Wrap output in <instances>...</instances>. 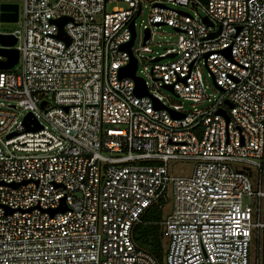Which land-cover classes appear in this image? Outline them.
Returning a JSON list of instances; mask_svg holds the SVG:
<instances>
[{
	"label": "built area",
	"instance_id": "obj_1",
	"mask_svg": "<svg viewBox=\"0 0 264 264\" xmlns=\"http://www.w3.org/2000/svg\"><path fill=\"white\" fill-rule=\"evenodd\" d=\"M142 6L21 0L0 32L18 53L0 69V264H158L131 228L161 199L163 264H264V0L152 1L147 39L161 24L183 36L146 57L153 87L139 77L137 96L119 70L137 63L123 46ZM202 66L220 93L210 106L157 92L202 102ZM170 160L192 166L171 175Z\"/></svg>",
	"mask_w": 264,
	"mask_h": 264
},
{
	"label": "rangeland",
	"instance_id": "obj_2",
	"mask_svg": "<svg viewBox=\"0 0 264 264\" xmlns=\"http://www.w3.org/2000/svg\"><path fill=\"white\" fill-rule=\"evenodd\" d=\"M1 2L6 3H15L21 5V0H0ZM152 1H162L166 0H142L143 6L141 13L134 20V31L135 37L133 41L132 50L137 58V69L135 75L141 77L148 83V87H153L151 80L149 79V69L150 61L146 57L158 56L160 53L164 52L166 49L177 48V45L182 38L183 34L175 31L172 27L161 24L150 26L151 37L143 42L144 30L147 26L148 18V9ZM181 10L193 14L195 12L192 8L182 7ZM198 13L203 15L201 7H198ZM16 28V24L9 21H0V32L12 31ZM146 47L148 51H143V48ZM165 60H170L168 58L161 59L160 62ZM201 76L203 78V83L205 85V95L206 98L199 103H194L188 100H184L180 97H177L171 90L165 88H159L157 92L163 96L166 103L181 104L184 110H193V109H204L205 107L210 106L215 99L220 96L219 91L215 88L211 76L208 74L205 66L201 68ZM6 104V102H5ZM15 113L17 114V120H21L25 115V111L22 110L19 106L16 107ZM192 166L191 161L185 160H170L168 162V171L171 175H186L189 172V169ZM171 209V199L164 205L163 214H166ZM166 243V240H165Z\"/></svg>",
	"mask_w": 264,
	"mask_h": 264
},
{
	"label": "water",
	"instance_id": "obj_3",
	"mask_svg": "<svg viewBox=\"0 0 264 264\" xmlns=\"http://www.w3.org/2000/svg\"><path fill=\"white\" fill-rule=\"evenodd\" d=\"M17 19V5L16 4H11V3H1L0 4V21H9V22H14ZM203 22L208 25L211 26V23L206 19L203 18ZM63 23V19L58 21V25H59V33H58V37L61 39H64L66 42L68 41V39L64 36V33L61 29ZM130 28H131V39L123 46V49L126 51H130V47L133 43V39L135 36V31H134V26H133V21L130 23ZM218 30L216 32H212L209 34V37L212 38L214 36H216L218 34ZM145 36L143 39V42L148 38L149 36V30L145 28L144 30ZM15 40L12 36H8V35H1L0 34V44L3 46H12L14 44ZM0 54L2 56H4L6 58L5 61H0V69H9L12 67L13 64H15L17 62V58H18V53L15 49H11V48H7V49H0ZM172 55H167V57H171ZM207 57V55H205V58ZM158 59H162V57H157L155 60ZM136 59L134 57H131L129 63L122 67L119 70V77H131L134 79L135 81V94L137 96H143V95H147V91L146 88L144 86L143 80L139 77H136L134 75L135 70H136ZM167 89L171 90V86H166ZM226 104L228 106H231L227 101ZM43 105V103L41 104ZM156 108H161L160 105H156ZM219 112L225 115V112L223 110H219ZM172 116L174 117H179V116H183L180 113H176V112H172ZM30 116L26 115L24 117V121L26 122L27 120H29ZM227 119V117H226ZM40 128L37 124L33 127L34 130ZM12 135V134H11ZM9 135V136H11ZM57 210H63V207L60 206ZM55 211V210H54ZM54 211H51L54 212Z\"/></svg>",
	"mask_w": 264,
	"mask_h": 264
},
{
	"label": "trees",
	"instance_id": "obj_4",
	"mask_svg": "<svg viewBox=\"0 0 264 264\" xmlns=\"http://www.w3.org/2000/svg\"><path fill=\"white\" fill-rule=\"evenodd\" d=\"M158 204H153L144 211L140 221L132 226L131 237L158 264H163L164 245L159 231L160 221L163 217L162 207L165 205V201L161 199Z\"/></svg>",
	"mask_w": 264,
	"mask_h": 264
}]
</instances>
